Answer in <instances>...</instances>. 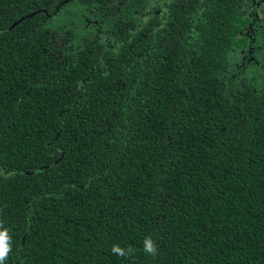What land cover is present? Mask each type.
Returning <instances> with one entry per match:
<instances>
[{
    "label": "trees",
    "instance_id": "16d2710c",
    "mask_svg": "<svg viewBox=\"0 0 264 264\" xmlns=\"http://www.w3.org/2000/svg\"><path fill=\"white\" fill-rule=\"evenodd\" d=\"M65 1L0 0L5 264H264V56L233 71L254 4L158 28L132 0L98 42L82 15L108 0ZM71 13L80 42L59 52Z\"/></svg>",
    "mask_w": 264,
    "mask_h": 264
},
{
    "label": "flooded vegetation",
    "instance_id": "af4514ba",
    "mask_svg": "<svg viewBox=\"0 0 264 264\" xmlns=\"http://www.w3.org/2000/svg\"><path fill=\"white\" fill-rule=\"evenodd\" d=\"M132 0H108V11L103 15H96L92 7L84 8L82 15V25L86 30V34L91 36L95 41L103 42L104 31L102 28L106 19L110 17L120 20L123 15V9L126 5L130 6ZM209 0H144L140 7L141 14L145 20H150L153 17L158 18V28H163L173 15V8L178 13H182L188 21H194L196 17H202L206 14ZM254 6L245 10L250 22L239 32L240 36L248 37L249 41L244 49H242L238 56L235 57L233 70L242 77L250 73L255 67L262 65L264 50L256 45V39L259 38L261 30L264 28V0H250ZM110 4V5H109ZM137 14V12H136ZM139 15V14H138ZM75 26L74 22H71ZM77 28V26H75ZM80 30V29H79ZM75 34H68L71 32L67 30L66 36H63L62 49L71 52L75 49L76 44L79 45V37L77 32ZM188 37H194L196 34L195 28L187 31ZM62 58L64 55H61ZM264 65V64H263ZM247 73V74H248Z\"/></svg>",
    "mask_w": 264,
    "mask_h": 264
},
{
    "label": "clouds",
    "instance_id": "9594fccd",
    "mask_svg": "<svg viewBox=\"0 0 264 264\" xmlns=\"http://www.w3.org/2000/svg\"><path fill=\"white\" fill-rule=\"evenodd\" d=\"M2 227V225H0ZM11 249V237L8 234V230L4 229L0 231V264H5ZM144 251L149 255L156 254V247L154 241L149 237L144 240ZM113 254H118L120 257H124L126 252L118 245H114L112 247ZM131 249H129V253Z\"/></svg>",
    "mask_w": 264,
    "mask_h": 264
},
{
    "label": "rangeland",
    "instance_id": "374dc122",
    "mask_svg": "<svg viewBox=\"0 0 264 264\" xmlns=\"http://www.w3.org/2000/svg\"><path fill=\"white\" fill-rule=\"evenodd\" d=\"M70 16H68L67 17V20L66 21H69V20H75L76 19V17L74 16V14L73 13H71V14H69ZM63 21H65V20H63ZM57 27H58V25H57V23H54ZM69 26H70V31L71 32H68V34L67 35H69V34H75L76 33V31H77V28L74 26V25H72L71 24V22L69 21V24H68ZM58 29V28H57ZM73 29V30H72ZM67 32V31H66ZM56 36H57V40H56V43L58 44V47H59V52L60 51H62L61 49H62V44H63V36H62V34L61 33H59V32H56ZM79 37V36H78ZM78 44H76V46H77Z\"/></svg>",
    "mask_w": 264,
    "mask_h": 264
},
{
    "label": "water",
    "instance_id": "95a60500",
    "mask_svg": "<svg viewBox=\"0 0 264 264\" xmlns=\"http://www.w3.org/2000/svg\"><path fill=\"white\" fill-rule=\"evenodd\" d=\"M70 1H71V0H67V1H65L64 3H62V5L66 4V3H69ZM59 9H60V8H58V10H59ZM36 14H37V13H34V14L30 15V16L25 17V18L22 19L21 21L15 23V25H14L11 29H13L14 27L20 25L24 20H26V19H28V18H33Z\"/></svg>",
    "mask_w": 264,
    "mask_h": 264
}]
</instances>
